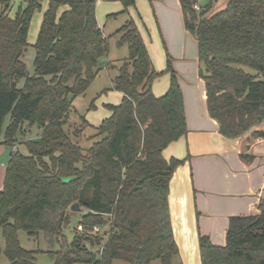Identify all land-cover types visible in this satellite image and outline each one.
<instances>
[{
    "label": "trees",
    "instance_id": "trees-1",
    "mask_svg": "<svg viewBox=\"0 0 264 264\" xmlns=\"http://www.w3.org/2000/svg\"><path fill=\"white\" fill-rule=\"evenodd\" d=\"M26 1L14 18L2 1L0 145L16 146L33 126L41 136L26 142L27 155L10 154L0 191L6 256L11 264H35L36 252L21 246L19 231H25L32 237L42 234L50 248L61 243L60 251L48 254L54 264H183L169 195L171 179L185 160L167 159L164 151L188 128L170 56V85L157 96L153 84L163 73L156 70L134 19L117 31L118 45L130 52L114 79V89L123 96L119 104L107 106L110 115L100 125L83 118L95 131L84 148L82 130L70 133L66 125L75 99L104 67H111L108 38L96 16L98 0H48L32 46L33 73L25 62L28 36L44 0ZM106 1L122 2L123 13L135 6V0ZM179 1L186 29L198 43L209 115L223 136L239 138L264 121V0H228L213 14V2L219 0L200 9L197 0ZM63 7L68 9L59 15ZM253 135L264 137V132ZM75 204L83 231L69 242L64 230ZM258 209L256 215L230 218L224 246L200 235L201 263L264 264V201Z\"/></svg>",
    "mask_w": 264,
    "mask_h": 264
},
{
    "label": "crops",
    "instance_id": "crops-1",
    "mask_svg": "<svg viewBox=\"0 0 264 264\" xmlns=\"http://www.w3.org/2000/svg\"><path fill=\"white\" fill-rule=\"evenodd\" d=\"M67 9L61 8L59 15ZM8 14L14 18L12 9ZM43 17L44 14L36 41ZM104 36L107 37L105 33ZM147 44L149 47L148 41ZM194 79L200 97L191 106L182 89L188 132L164 151L167 159L185 160L171 179L169 195L173 231L183 264H202L200 235L209 236L217 246L226 245L230 218L256 215L259 203L264 201V137L253 135L264 132V121L239 138L223 136L219 123L208 112L205 81L200 75ZM168 88L156 81L153 84L157 96ZM6 171L7 167L4 177L0 173V191Z\"/></svg>",
    "mask_w": 264,
    "mask_h": 264
},
{
    "label": "rangeland",
    "instance_id": "rangeland-1",
    "mask_svg": "<svg viewBox=\"0 0 264 264\" xmlns=\"http://www.w3.org/2000/svg\"><path fill=\"white\" fill-rule=\"evenodd\" d=\"M2 1L9 3V8L12 9V17L17 15L20 8L24 9L28 5L26 0H0V10L3 7ZM227 1L219 0L218 2H213L210 13L213 14L223 9ZM197 2L199 6L206 7L211 3V0H197ZM47 7L48 0H44L42 10L35 13L31 22L28 36L31 47L25 60L30 73H33L34 70L33 59L35 56L32 43L36 41L37 27L38 24L40 25V18ZM124 10L125 6L120 1L98 0L97 3V21L108 38L109 52L107 60L111 67H104L91 83L86 93L75 99L66 125V129L70 133L82 130L83 138L80 139V144L84 148L90 147L91 142L86 140V137L93 135L95 131L93 127L85 125L83 118L87 120V123L96 127L109 117L110 111L107 106L119 104L121 101V94L114 89V79L118 75L121 65L128 60L130 52L127 45H118L120 36L116 33L130 18L134 19L138 29L147 38L149 52L156 70L163 73L156 80V84L169 87L170 74L166 73V71L168 68V56H170L173 69L185 93L188 105L191 106L196 101L195 98L200 97V91L194 84L196 82L195 76L200 75L198 43L196 38L186 29L179 1L135 0V6L128 7L126 13H123ZM9 122L10 117L6 119L5 128ZM40 136V128L33 126L27 130L25 140H23L22 136H19L16 146L0 145V173H2V177L5 175V168L8 166L10 154L18 150L27 155L29 151L26 142L39 140ZM80 210V207L78 211L70 210L71 223L64 230L69 242L72 241L76 233L83 231V228L79 225L82 216ZM19 239L24 249L36 252L35 264H54L48 254L50 251H60L61 243L50 248L42 234L32 237L25 231H19ZM0 245L2 249L0 264H11L5 254L6 243L1 230ZM89 247L95 250L94 247ZM73 258H76V256L73 255ZM115 264L125 263L117 261ZM152 264H161V262L157 260Z\"/></svg>",
    "mask_w": 264,
    "mask_h": 264
},
{
    "label": "water",
    "instance_id": "water-1",
    "mask_svg": "<svg viewBox=\"0 0 264 264\" xmlns=\"http://www.w3.org/2000/svg\"><path fill=\"white\" fill-rule=\"evenodd\" d=\"M72 210H74V211H78V210H79V204H75V205L72 207Z\"/></svg>",
    "mask_w": 264,
    "mask_h": 264
},
{
    "label": "built area",
    "instance_id": "built-area-1",
    "mask_svg": "<svg viewBox=\"0 0 264 264\" xmlns=\"http://www.w3.org/2000/svg\"><path fill=\"white\" fill-rule=\"evenodd\" d=\"M196 9H200V6H199L198 2L196 3ZM95 230H96V231H99L100 228H95Z\"/></svg>",
    "mask_w": 264,
    "mask_h": 264
}]
</instances>
